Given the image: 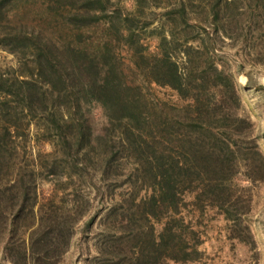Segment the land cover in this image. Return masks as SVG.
Wrapping results in <instances>:
<instances>
[{"label": "trees", "instance_id": "trees-1", "mask_svg": "<svg viewBox=\"0 0 264 264\" xmlns=\"http://www.w3.org/2000/svg\"><path fill=\"white\" fill-rule=\"evenodd\" d=\"M29 1L36 0H0V44L17 58L12 71H0L4 258L56 264L82 214L76 196L69 209L53 198L39 202L42 167L35 157L32 165L10 161L25 155L29 137L42 132L57 147L46 153L60 151L77 168L72 176L94 169L104 182L120 153L134 159L125 180L129 192L103 194L102 237L89 264L199 259L203 238L191 211L216 208L229 220L241 206L233 180L244 149L232 136L245 119L236 114L234 82L215 52L248 14H264V0H133L131 10L118 0H42L22 22ZM14 10L21 12L19 21ZM122 51L133 71L148 84L170 88L181 103L150 105L128 82ZM93 100L108 116L103 134L94 128ZM250 150L257 158L247 157L242 176L264 180V154L256 144ZM56 166L43 167L57 173ZM247 210L239 209L238 218Z\"/></svg>", "mask_w": 264, "mask_h": 264}, {"label": "rangeland", "instance_id": "rangeland-1", "mask_svg": "<svg viewBox=\"0 0 264 264\" xmlns=\"http://www.w3.org/2000/svg\"><path fill=\"white\" fill-rule=\"evenodd\" d=\"M118 1L125 9H133V0ZM29 2L26 6L30 14H27L26 18L22 17V22L34 17L32 14L34 7L43 6L42 0ZM251 5L255 7L257 4L253 1ZM252 7L250 6L251 9ZM14 11L17 14H12V18L17 17L19 21L21 12ZM248 17L250 14L244 18L241 29L232 31L231 38L225 39L224 43L218 42V50L215 52V59L220 67L229 73L234 82L238 100L236 114L245 119L232 136L235 145L244 149L243 160L240 159V163L234 168L233 180L235 184L237 183L235 186L238 189L237 193H241L239 198L241 206L237 210H231L233 219L229 220L216 208H206L203 212L192 210L191 217L199 224L198 228L202 232L203 241L199 246L202 255L197 260L170 261L167 264H264V180L250 181L242 176L246 169V160L257 158L253 150H250L255 144L264 154V14L257 11L253 18ZM154 44L152 40L151 50L154 49ZM122 53L124 55L122 68L128 74V82L140 87L150 105L155 103L160 106L159 102L164 101L172 104L181 103V99L170 88L160 87L154 83L148 84L133 71L127 53L125 51ZM16 64L17 58L0 44V71H12ZM134 73L137 75H133ZM93 124L97 130L94 120ZM20 140L22 139L18 138L17 143ZM28 141L25 155L14 154L10 161L32 165L35 157L37 163L41 164L42 171H39L36 179L39 202L53 198L56 203L59 204L58 201H61L62 206L69 209L72 197L76 196L79 200L77 209L82 213L73 227L66 251L57 258L56 264H89L95 255L94 244L102 237L99 220L105 205L103 194L129 192L125 180L129 178L128 168L133 166L134 159L126 156V152L120 153L121 158L118 159L116 170H112L110 176L103 182L97 180L94 169L88 170L89 174L85 176H72L77 168L70 158L60 151L48 155L46 152L53 151L56 147L53 138L44 136L41 132L37 139L31 135ZM38 153L40 157L37 158ZM52 162L57 164V173L49 172L43 167ZM138 190L140 195L145 193L144 189ZM190 197L187 196V199ZM246 207H248L246 213L238 218L239 209L242 211ZM3 234L4 231L0 227V264H9L3 255Z\"/></svg>", "mask_w": 264, "mask_h": 264}, {"label": "clouds", "instance_id": "clouds-1", "mask_svg": "<svg viewBox=\"0 0 264 264\" xmlns=\"http://www.w3.org/2000/svg\"><path fill=\"white\" fill-rule=\"evenodd\" d=\"M92 105H94V107ZM90 108V114L97 126V134H103L104 127L108 126L109 123L108 116L104 113L99 101L93 100Z\"/></svg>", "mask_w": 264, "mask_h": 264}]
</instances>
